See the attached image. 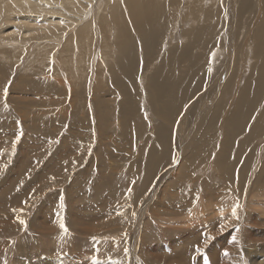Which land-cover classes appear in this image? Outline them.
I'll use <instances>...</instances> for the list:
<instances>
[{"label":"rangeland","instance_id":"1","mask_svg":"<svg viewBox=\"0 0 264 264\" xmlns=\"http://www.w3.org/2000/svg\"><path fill=\"white\" fill-rule=\"evenodd\" d=\"M2 1L7 9L0 12V264H71L77 256L98 264H213L211 254L222 264H264L259 251L264 241V84L246 116L254 127L260 111L263 129L239 155L224 157L226 119L232 113L224 118L223 112L237 104L217 106L218 113L188 112L214 85L219 94L238 100L244 80L256 67L261 74L264 42L260 46L251 33L264 27V0L218 1L223 13L200 29L209 36L213 27L214 45L184 50L198 65L183 67L182 79L194 76L191 92L163 55L171 46L176 52L181 40L192 43V37L179 33L171 42L164 34L157 46L134 37L128 53L112 48L113 33L119 36L113 7L120 0L95 1L82 20L64 3L26 0L55 12L26 14L16 0ZM183 2L173 7L181 12ZM175 24L180 30V20ZM85 26L94 33L89 56L79 37ZM130 59L137 67L129 82L135 96L125 106L118 81L120 65ZM166 65L169 84L184 98L182 108L172 113L174 129L162 133L169 118L155 109L144 76ZM24 113L25 120L19 115ZM248 133L245 129L232 138L229 149L237 151ZM193 216L203 218L194 221ZM235 243L230 261L225 253ZM187 248L193 257L180 255ZM128 254L138 257L131 261Z\"/></svg>","mask_w":264,"mask_h":264},{"label":"bare ground","instance_id":"2","mask_svg":"<svg viewBox=\"0 0 264 264\" xmlns=\"http://www.w3.org/2000/svg\"><path fill=\"white\" fill-rule=\"evenodd\" d=\"M12 1H14V0H12ZM16 1L18 2L19 6L21 5L19 7L21 9L20 11H22L26 14H29L31 12L35 14L34 11H36V9H42V10H37L36 12L47 11L48 14L55 13V12H49V10L43 9V7H42L43 4L41 2H38L40 4H38L37 2L30 4V3H27L26 0H16ZM41 1H43V2L45 1L49 4H53V2H55L56 4L64 3L68 6V10L74 12L77 15L78 19L81 18V20H82L83 17H86L87 15L89 16V14H90L89 11L92 10V5L97 0H57V2L55 0H41ZM182 1L183 0H180V3ZM218 1L219 0H209V1L208 0H192V1L184 0L185 5L183 4L182 11H181V7L179 6L180 11H181V12H179V9L177 7H176V9L173 7V6H175L176 2H179V0H120L113 7V11L116 14L117 19H119V20H115V22L113 23V26L118 30L119 36H116V38H115L116 34L113 33L112 40H114V43L112 44V48L116 47L121 51L122 54H126V52L127 53L129 52L128 45L132 42L134 37H139V38L143 39L145 42H147V44H153L155 46H157L159 39L162 38V35H164V34H165V36L169 35V40L171 42L174 39L176 41L177 35L179 33H181V35L184 38L192 37L193 38L192 43H186V41L181 40V43L176 44V47L174 48V50L176 52H172L173 46H171V48H169V50H167L166 53L163 55L172 64L175 75H176L177 79L180 81V84L184 85L187 88V90L189 92H191L192 89L194 88V85H195L194 84V76L191 77V80L182 79L181 76L184 73L183 67L186 66L188 64V62H190L191 63L190 65H193L196 68L198 65H196L193 61V59H195V58H192L189 53L187 55L184 52V50H185V48L190 47L192 45L193 46L191 47V49L194 48L193 52H194V50H196V51L198 50L197 46H199L200 49L203 47L206 49H209L210 46L212 47L214 45L215 33L213 31V27H211L208 30L209 36L201 35L202 32L200 31V29L203 28L204 23H206L207 21H212L213 19L217 18L219 14L223 13L221 11V8L224 6H222V3L221 4L218 3ZM4 6H5L4 1H2V3L0 2V12L3 9L5 11V8L7 9V7L6 6L4 7ZM218 6H219V9H218ZM11 7L14 9L17 8L15 3L12 4ZM91 20H95V19L92 18ZM177 20H180V22H181L180 30L177 29V26L175 24V22ZM262 23H263L262 26H264V22H262ZM88 24H91V21L87 22V24H84V25H88ZM186 24H188V25L191 24L189 29H187ZM124 28H125V30H124ZM184 28L187 30L183 31ZM80 30H81V32L84 31V33H80L79 37L83 38V40H81V43L84 42V45H85V46H82L81 48L84 51V55L89 56V53L92 50V48L90 46H92V41H93V37L90 38V33L92 36L94 35V33L91 32V27H88V26H85V27L81 28ZM251 34L254 35L256 40L258 39V42L261 46L262 43L264 42V27L261 28L260 30L258 28L256 31H253ZM250 42L252 43V38L249 39V44H248L249 46L252 45ZM12 44H14V43H12ZM253 44L255 46V43H253ZM21 45H23V44H21ZM74 47H76V49H78V43H74ZM261 49H264V44L262 45L261 48H259V50H261ZM114 51H115V49H114ZM261 51H262V53H264V50H261ZM25 52H27V51L25 50ZM27 53H29V50ZM209 53H211V52H209ZM29 54H31V53H29ZM24 55L26 57V54H24ZM39 55L40 54L38 53V56ZM213 55H211V57ZM203 59H204V56L202 57V61H203ZM230 59H231V57H230ZM51 60H53V55H52ZM209 60H210V58H209ZM75 61H77V59ZM87 61H90V59L87 58ZM262 61L264 63V58L262 59ZM44 62L45 61L43 60V63ZM78 63H79V61H78ZM84 63H86V62H84ZM135 63H136V60L130 59L129 63L125 62L124 64L120 65V79L118 81V89L121 93V96L126 101V104H124L125 106L129 102H132L133 98L135 96V91L129 85V82L134 80V78H135V73L137 70ZM163 63H165V62H163ZM62 64L64 65V63H62ZM224 68L220 71L221 75H224L226 73L224 71ZM169 69H170V66L166 65L165 69H158L157 68L147 77H146V74L144 76V80L146 82V85L148 84L150 86V99H151L152 103L154 104L155 109L158 112L167 113V116L169 118V127L164 129V130H161L160 132H162V133L168 132L171 129H174V126L177 124V122H176L174 116L172 115V113H174L177 110L182 108V105H183L182 100L184 98V96H183L184 93H182V95L177 96L176 88L169 84V82H168V80H169V77H168ZM171 74H172V71H171ZM245 79H246V77H245ZM68 80L71 81L70 76H68ZM258 80H261V82H262L261 85H259ZM263 84H264V65H263V70H262L261 74H259L257 72V67H256V71L247 79L246 83L244 80L242 91H241V94H240L238 100L236 98H234L232 95L227 94V92L222 91L219 94V91H218L216 85H214V86H212V87H215L213 92L202 94L200 99L195 102V105L192 106L191 108H189L190 110L188 109L189 110L188 112H190L191 110L198 111V109L202 108L201 112H207L208 110H211L214 113H218L217 111L219 109H216L217 106H220V105L223 106L225 103H228L230 105L237 104V106L234 107L233 109H229V110H226L223 112L224 118H227L226 113H232L226 119V122H227L226 138L228 140V143L225 145L224 157H227L231 154L239 155L241 153V151L243 150V148L246 145H248L252 141V139L254 137H256V135H258L262 131L263 125L261 124L262 116H261L260 111L258 113V118H257L258 124L255 125L254 127H252L251 125H248L249 121H248L246 116H247L248 112L251 109L252 110L255 109L256 104H258L259 99L261 98V95H262L261 91H259V90ZM16 89H18V88H16ZM209 101H211L210 104L207 103ZM235 101H236V103H235ZM173 102H175V106L173 108H170V106ZM20 112H24V111H20ZM25 113H27V112H25ZM25 113L19 114L24 120L26 119V117H24V116L27 115ZM220 113H222V111ZM200 114L201 113H199V115ZM184 124L185 125H184L183 129L186 131L189 128V125L187 122H184ZM211 124H214V122L212 121ZM245 129L249 130L247 137L239 145V149L237 151H231L229 149V141L232 138L237 137L238 134H241V132H243ZM156 161L157 160H154L155 163H158ZM152 172H154V171H152ZM170 205H167V207H170ZM191 210H193V209H191ZM208 212L209 211H207L206 213H208ZM190 213L193 214L192 211L189 212V214ZM197 215H198V213H197ZM204 216H206V214ZM195 217H197V216H193V218H191V219H195ZM198 217L196 219H198ZM206 217H208V215ZM159 218H161V217H159ZM200 218L201 217H199V219ZM196 219L194 221H197ZM191 222H190V224H191ZM168 227H170V226H168ZM141 234H143V233H141ZM175 234H176V232H175ZM199 236L200 235L198 234L197 237H199ZM138 240H140V239H138ZM140 243H141V241H140ZM146 243H148V242H146ZM237 246H238V244L235 243L231 248H229L227 250V255H228L230 261H232L231 252H232V250L236 249ZM144 248H145V246H144ZM148 249L150 251L149 247H148ZM136 251H137V249H136ZM259 251L264 253V241L260 243ZM190 252H191L190 249L187 248V250L185 251V254L180 253V255L185 256V258H188V257L191 258L192 254H190ZM186 253H189V254H186ZM148 255H150V257H153V258L158 256L155 254H148ZM128 256L131 258V261L134 258L137 259V257H138L136 254H128ZM247 257L243 255L244 263L246 262L245 260ZM146 258L147 257H145V259ZM72 260L69 259L68 262H70ZM192 260H193V258H192ZM211 260H212L213 264H222L220 259L218 257H216L215 254H211ZM64 261H67V259ZM131 261H128V262H131ZM37 263H39V262H37ZM71 264H98V263L95 262L94 259H89L86 256H77V258L74 259V261Z\"/></svg>","mask_w":264,"mask_h":264},{"label":"snow or ice","instance_id":"3","mask_svg":"<svg viewBox=\"0 0 264 264\" xmlns=\"http://www.w3.org/2000/svg\"><path fill=\"white\" fill-rule=\"evenodd\" d=\"M210 55H212V54H210ZM214 58V57H213ZM5 91V98H6V94H7V89H5L4 90ZM236 214V212H235V209H233V215H235ZM21 224H26V222L25 221H23V220H21V221H19ZM61 227H64V225L62 224L61 225ZM65 231H66V229H65ZM203 235H206V233L205 234H203ZM197 251H199V248L197 247V249H196ZM226 255H227V253H225Z\"/></svg>","mask_w":264,"mask_h":264}]
</instances>
